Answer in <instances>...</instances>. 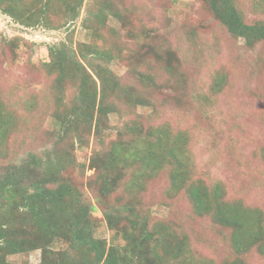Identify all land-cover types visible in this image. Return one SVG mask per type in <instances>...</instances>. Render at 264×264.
Instances as JSON below:
<instances>
[{"label":"trees","instance_id":"trees-1","mask_svg":"<svg viewBox=\"0 0 264 264\" xmlns=\"http://www.w3.org/2000/svg\"><path fill=\"white\" fill-rule=\"evenodd\" d=\"M203 2L231 48L240 46L234 59L247 83L260 64L264 81V0ZM134 9L125 0H0L15 23L66 33L48 47V62L25 60L41 77L40 93L19 102L0 82V264H264V211L229 199L221 181L207 182L191 154L194 131L206 133L199 121L213 129L209 109L228 78L219 71L206 81L189 67L184 45L200 46L204 25L180 21L159 37ZM110 18L119 27L106 31ZM80 20L89 43L74 40ZM35 46L1 39L0 54L17 64L22 48ZM114 62L134 79L114 73ZM257 95L264 99V87ZM138 106L152 113L142 116ZM46 118L59 128L45 130ZM77 149L91 150L87 164ZM257 154L264 162V145ZM159 180L162 198L151 191ZM94 202L110 240L94 235ZM154 205L172 217L154 216ZM35 251L39 263L11 260Z\"/></svg>","mask_w":264,"mask_h":264},{"label":"rangeland","instance_id":"rangeland-1","mask_svg":"<svg viewBox=\"0 0 264 264\" xmlns=\"http://www.w3.org/2000/svg\"><path fill=\"white\" fill-rule=\"evenodd\" d=\"M125 1L135 4L134 11L139 16L138 19L155 28L153 35L159 37L166 36L167 31H173L180 21L186 22L189 27L199 26L201 23L204 25L199 31L204 40V42H198L200 46L194 44L192 47L190 42L186 41L188 44L186 47L183 43L189 54V67L191 65V71L206 81L219 71H225L228 78L224 89L215 97L216 101L209 109L210 124L213 129L207 131L209 123L204 117L199 124L201 128L206 129V133L201 135L194 131L191 148L194 164H197L198 174L207 182H210L209 179L221 181L229 199L241 198L247 204L257 206L264 211V162L257 154L264 145V99H260L257 95V93H263L264 87L263 77L260 74L263 69L261 64L260 67L258 66L260 71H254L256 82L251 80L247 83L243 73L244 66L234 59L237 52L241 50L240 46L237 44L235 51L231 48L234 41L222 32L218 22L205 14L203 0ZM84 16L85 13H82L81 17ZM111 27H119L112 18L109 19L105 30L109 31ZM73 28H75V41L91 42V33L81 25V20ZM177 33L180 34L181 31ZM16 36L25 38L36 46L29 50L22 48V59L17 64H6L4 57L0 54V82L4 89L12 90L15 98L22 102L29 99L34 91L40 93L44 90L43 83L39 81L40 75L33 70V66L28 67L25 60L28 58L34 63L48 62V47L64 40L66 33L63 29L25 28L0 12V40H9ZM171 38L176 44L175 35ZM195 56H200L198 61L195 60ZM246 56L244 54L242 57L241 54L240 58H245L244 65L248 73L251 65ZM110 69L124 78L134 79V74L119 63H112ZM152 110L151 106L137 107V112L142 116L150 115ZM171 117L173 118L174 114L169 113V118ZM119 121V114H110L109 128L113 129L111 130L113 135ZM43 122L45 130L55 131L59 128L58 122L53 118H46ZM90 154V149L76 150L80 163L87 164ZM90 174L92 171L88 172V175ZM162 188L163 181H156L151 188L152 194L162 198ZM94 205V215L100 219L94 235L97 238L110 240L111 233L103 220V215L95 202ZM181 207H187L186 203H183ZM151 211L159 218L172 217L171 209L166 205H154ZM11 260L20 263H39L40 252L13 256Z\"/></svg>","mask_w":264,"mask_h":264}]
</instances>
